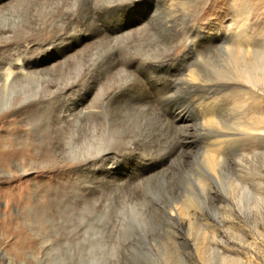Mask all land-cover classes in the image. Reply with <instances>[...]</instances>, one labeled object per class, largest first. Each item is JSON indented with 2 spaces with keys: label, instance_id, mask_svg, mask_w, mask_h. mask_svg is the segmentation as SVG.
<instances>
[{
  "label": "rangeland",
  "instance_id": "rangeland-1",
  "mask_svg": "<svg viewBox=\"0 0 264 264\" xmlns=\"http://www.w3.org/2000/svg\"><path fill=\"white\" fill-rule=\"evenodd\" d=\"M138 1L141 3L138 10L136 9V17L125 19L122 26V22L114 14L109 18L103 17L104 14L98 16L102 32L107 36H115L122 33L125 27L134 24L138 16L148 15L149 20L143 33L120 43L119 49L114 53L119 58L121 55H131L135 58L158 60L170 53L173 57L167 62L144 65L140 69L138 77L144 87H147L145 89L150 101L137 97L125 98L120 101L119 106L118 103L115 105L116 108L114 105L108 108L111 111L109 113L108 110L107 114V121L111 125L109 147L114 151H135L140 156L154 157L169 151L174 142L172 139L175 138L173 134L175 136L176 133L165 124V120L164 123L161 120L168 117V121L174 119V123L170 122L176 126L195 127L200 122L213 120L219 127L222 124L233 126L247 134L238 133L237 136L229 137L235 142L227 144V139L223 137L199 140L213 145L219 143L213 147L197 140L195 144L198 146L193 144L187 153L174 152L170 156V163H167L169 167L167 164L165 166L168 169L164 167L162 170L166 171L160 172V176L157 174L154 179L152 177L138 183L114 184L116 186L110 184L112 187L109 184L86 182L87 185L95 187L94 193L87 199L82 187L86 186L83 182L90 179L83 172L82 159L90 155L91 149L88 145L92 141L91 121L75 123L72 142L65 143L67 133L63 131V137L61 136L58 144L63 148L60 151L58 147L59 151L57 150L59 156L55 157L49 151L57 162L55 169H46L40 173L39 167L32 165L31 170L29 168L26 174L21 175L20 169L12 167V172L20 175L18 181H12L9 160V169L0 171V221L6 214L16 218L22 208L27 213L30 210L25 207L26 196L19 195L21 189L18 184L25 183L29 186L33 206L40 201L33 187L39 181L46 180L44 177L38 178L39 175L57 176L66 187L62 208L55 211V215H47L46 219L38 220L36 234L28 227L25 228V223L20 219L15 220L16 224L9 228V239L4 238L0 227V264H264V141L254 139L261 137L258 132H248L240 128V123L256 122V119H251L259 120L263 117L264 86L259 85L260 83H255L256 86L243 83L241 80L226 84L222 77L224 78V73L230 71L232 66L226 54L214 48L205 49L201 56L194 54L181 30L192 28L201 35L224 37L226 40L235 37L237 41L247 32L254 41H263L264 0H155L154 8V2L143 4L146 0ZM88 2L89 0H28L24 7L0 14V35L3 32L10 33L8 38L0 39V59L11 56L9 59L12 58L19 65V51L38 52L57 37L64 36V33L66 36H75V32L81 31L86 24L85 19H79V10ZM130 14L134 15L133 12ZM166 22L181 30L177 35L180 40L176 44H172L176 33L162 30ZM101 45L99 43L87 47L79 55H74L68 64L49 75L47 84L64 85L75 82L80 80L82 74L102 67L100 63L107 50ZM226 45L229 47V44ZM188 66L211 86L201 88L195 94L187 93L190 96L185 94L174 98L172 94L175 91V82L187 75ZM6 69L7 66H4L2 71L5 72ZM122 74L124 73L112 71L104 75L108 76L106 81L109 85L118 86L123 85L125 76ZM197 97L198 100L202 99L198 108L202 109L201 113L194 109L192 99ZM40 102L39 98H27L14 107L8 103L2 108L0 105V115L4 112L5 121L11 120L25 127L22 126L23 110L33 105L39 108ZM151 106L156 108V115L154 110L153 115L162 114L163 118L154 117L150 113ZM120 107L122 108L118 109ZM189 128L191 130V126ZM25 130L33 138H36L35 134L40 135L41 139L48 135L33 127ZM0 131V135L4 136L3 130ZM39 144H35L30 154L42 149ZM68 149L74 150L73 158L67 154ZM205 149L217 150L213 156L217 155L220 160L217 167L211 166L214 169L212 175L204 172L202 155ZM126 156L125 163L133 166L138 174L143 176L151 170L150 162L135 163L137 158ZM43 167L46 168L45 165ZM15 195L20 197L18 202ZM18 228L24 234L20 239L15 231ZM53 231L58 232L57 235L54 236ZM60 239L67 242L59 243ZM43 242H47L46 248L42 245ZM94 244H98V247Z\"/></svg>",
  "mask_w": 264,
  "mask_h": 264
},
{
  "label": "bare ground",
  "instance_id": "bare-ground-1",
  "mask_svg": "<svg viewBox=\"0 0 264 264\" xmlns=\"http://www.w3.org/2000/svg\"><path fill=\"white\" fill-rule=\"evenodd\" d=\"M154 1L155 0H146L143 4H152ZM173 1L175 2V0ZM183 1H186V0H183ZM155 2L153 3L154 4L153 8L156 6ZM26 3H28V0H0V14L2 13L4 14V12L10 11V10L14 11L18 8L24 7ZM139 3L141 2H139L138 0H123V1L122 0H115V1H108V0H101V1L91 0L90 1L89 0L88 3H85L84 5L81 4L82 10L81 9L79 10L81 14V17L79 19L81 20L85 19L86 24H84L81 31L75 32L74 34L75 36H72V35L66 36L64 33V36H61L60 38L57 37L50 44L48 43V46L46 48H42V49L40 48L38 52L27 53L26 51L24 52L19 51L20 52L18 53L19 58H17L18 59L17 61L19 63L21 62V64L19 65L15 64L11 60L12 58L9 59V57L11 56L9 57L7 56V58L0 59V105H1V108L3 105H6L7 103L10 104L12 107H14L16 104L21 103L27 98H39V100H41L39 108L38 107L36 108L33 105L23 110L24 114L22 117V124H23L22 126H25V127H21V125H17L15 122L11 120L5 121L4 112L3 114L0 115V130H3L4 132V136L0 135V171L2 170L3 172L4 170L6 171L9 169L8 163L10 160L11 161L10 170L12 173L11 174L12 181H18L20 178V175H15L17 173L12 172V167H15V169L16 168L20 169L21 175L26 174L29 171L28 170L29 168L31 170L32 165H37L39 167L40 173H43L44 171H46V169H49V170L55 169L57 162L53 158V156L50 155L51 152L49 154V151H52L55 154V157L56 155L59 156L57 150L60 148V145L58 144L61 141V136H62L61 133L63 131H65L63 133H67L66 134L67 137L65 136L66 137L65 143L66 142L68 143V141L72 142L71 138L73 134V128H74L75 123H78V122L80 123L83 121H91V129H92V134H91L92 141H91V144L88 145L90 146V149H91L89 153L90 155L84 156V158L82 159L83 164L81 163L82 168L84 169L83 172H85V174L87 173L86 175L88 176L90 180L84 181L83 184L88 182V184H97V185H100V184H109V185L110 184L112 185L129 184V183H135V182L138 183L140 181L147 180L152 177L154 179V177L157 174L159 175L160 172L163 173L162 171L164 170L162 169H164L167 163L168 164L170 163L169 160L172 159V157L170 158V156L173 155L174 152H178V154L179 153L184 154L192 146L197 145L195 144L197 143V140L199 141L201 139L202 141H206V139L210 137H217V138L223 137L227 139V141L225 142L227 144V143L235 142L232 140L233 138H229V137H233L234 135L238 133L242 135L247 134L244 131L242 132L241 130L233 126H225L224 124H222L221 125L222 127L221 126L219 127V125H217V123H215L213 120H206L203 123L200 122V124L195 125V127L194 125H190L191 126V130H190L189 128L190 126L188 125L176 126L170 122L172 120L168 121L169 120L168 116H167L168 117L167 118L168 120H167L166 118H163L161 114L160 116L163 118L161 119L163 120L162 122L164 123V120H165L168 123V124L167 123L165 124L168 125L169 128L171 127L172 129H174L176 133L175 136L173 134V137H175L174 139H172V137L170 138L174 140V142L172 141L173 145L169 151L162 153L157 157L156 156L154 157V156H143V155L140 156L139 154L135 153V151L134 152L131 151L128 153H126V151L124 152L123 150H122L123 152H120V150L114 151V149H112L111 146L109 147V144H110L109 141L111 137V133L109 129L111 125L107 121V114L109 110L108 108L112 107L113 105L115 106L117 103L119 106L121 104L120 101H122L125 98L132 99V97L133 98L137 97L142 100L146 99L150 101L148 91H146L145 89L147 87H144V85L142 84L141 80L138 77L140 69L144 65L167 62L169 59L173 57V55L170 53L167 56H163L159 58L158 60H151V59L142 58V57L135 58V56L131 57V55H129L130 57L121 55V57H126V58H121V57L119 58L117 54L114 53L120 43L122 44L123 42L127 40L136 38L141 33H143L142 31L145 29V26L149 20V18H147L148 15H146V17L138 16V18H136V21H134V24H132L130 27L124 26L125 27L124 31L122 33H120V31H117L120 34H117L115 36H107L106 34L102 32V27L98 22V16L100 14H104L102 15L103 17L106 16L109 18L110 16L114 14L115 18L120 19L119 22H122L121 23V26H122L126 22L125 19L134 17L136 15L135 12L138 10ZM131 4H135V7H132L131 10L114 11V9L117 6L131 5ZM158 5L160 4L158 3ZM130 12H133L134 15L133 16H131V14L129 15ZM152 12L153 11H151V13ZM169 23L165 24L162 27V30L163 31H173V33H176V35L173 38L172 44H176L178 42L179 37H177V35H179V33L182 30L186 40L189 41L190 50H192L194 54L197 53L198 56H201L202 52L205 51V49H209V48H212V49L214 48L216 51H222L224 52V54H226L227 59L232 63V66L230 65L231 66L230 71L224 73V78L222 77V80L225 81L226 84L241 80L243 83H249L251 85H255V83H258V84L260 83L259 85L264 86V40L260 42L254 41L252 37L250 36V34H248L247 32L241 36L239 41H237L238 39H235V37H231V39L226 40L224 37L201 35L199 32L193 30L192 28L180 30ZM78 27L80 28L79 25ZM244 31H246V28L242 32L244 33ZM9 34H7L6 32L1 33L0 39L8 38ZM99 43H102L101 46H103L104 49L107 50V53L104 55V57H102L103 61H101L100 63V66H102L104 69V74L106 73L109 74V72H112V71H118L120 73L123 72L124 74L122 75L125 76L123 83L121 82L123 85H118V86H115L112 84L109 85L110 83L108 84L106 81L107 80L106 77L108 76L104 75V79L100 81L99 85L97 86L96 84L92 83L93 79L99 80V76L96 74V70H91V72L82 74L80 80L75 81V82H71V83L64 84V85L56 84L54 82H53L54 84H49V83L47 84V79L52 72L56 71L61 66L68 64L69 63L68 61L74 55L75 56L79 55L87 47H91V46L93 47L94 45L96 46V44H99ZM226 44H229V47H226L227 46ZM41 52L45 53L43 58H40ZM120 53H119V56H120ZM6 55H9V53ZM97 64L95 63V65ZM173 64L174 62L172 63V65ZM228 65H229V62H228ZM4 66H7L6 71L4 70L5 72L2 71V68ZM92 68H97V67H92ZM188 68L189 70L186 71L188 72L187 75L186 76L183 75L182 77H180V79H178L175 82V91L172 94V97L178 98L189 92L195 94V92L201 90V88H204V87L207 88L208 86H211L205 80H203L196 71L191 70L190 66H188ZM161 76L164 77L163 75ZM169 81L170 80H168V82ZM160 92L161 91H159V93ZM198 99L199 97L194 98L192 100H193V103L195 104L194 109L198 113H201L202 109L198 110V108L200 107V104L202 103V99L200 100ZM159 104H162V103H159ZM116 107L117 106H115V108ZM122 107L118 109H121ZM154 107H156V105ZM151 108H152L151 109L152 112L150 111V113H152L153 115L154 114L153 110L155 112L156 108L153 109V106H151ZM262 108L263 107H261V109ZM157 110L159 112L158 108ZM177 110L178 108L176 109V112ZM109 113H111V111ZM112 114L110 115L112 116ZM155 115H156V112H155ZM160 116H154V117L159 118ZM262 116L263 117L259 120L257 118L251 119V120L256 119L254 120L256 122L251 121L250 123H246V122L244 124L240 123V128L248 132H258L261 137H254V139L256 140L262 139L264 141V127H262V125L264 126L263 110H262ZM114 118H116L115 114H114ZM219 123L221 122L219 121ZM236 125L239 127V124H236ZM29 127L36 128V131L39 130L41 132L47 133L48 135H45L46 138L42 137L41 139L40 135L38 136V134H35L36 138H33L34 136H32L29 131L25 130L26 128L28 129ZM37 138H38V141L36 140ZM37 143H40L39 146L42 145L41 146L42 149L35 151L34 154H30V150L34 148L36 146L35 144ZM200 143H203L210 147L219 145V143L215 145L209 142H200ZM17 145H19L20 147ZM61 148H60V151H61ZM67 152H68L67 154L73 158L74 150L68 149ZM216 152L217 150H214V151H211V150L209 151L207 149L204 150V155L202 156L204 157L203 158L204 163H205L204 172L206 174L212 175V172L214 171L213 167H217L216 164L218 161H220L217 155L213 156V153L216 154ZM220 154L221 152L219 153V155ZM126 155L134 159L137 158L135 163L137 161L142 162V163L144 161L150 162V164L152 165L151 170L146 175H143V176L142 174L141 175L138 174V172L133 168V166H128V164L125 163L124 158ZM175 156L176 155H174V157ZM177 157L175 159H177ZM181 160L183 159H180V161ZM173 161L175 162V160ZM133 164L134 163H132V165ZM168 164L167 166L169 167ZM44 165L46 168L43 167ZM54 171H57V170H54ZM43 177L44 179L46 178V180L44 182L39 181L35 185V187H33L35 195L40 200L38 202L35 199L37 201L35 206H33V202L30 199L31 191L29 189V186H26L27 184L25 183L18 184V187L21 189L19 195L26 196L25 207H27L30 210L27 213L22 208L20 210L21 212H19L20 215L17 216L16 218H13L11 215H7V214L4 215V217L0 221V227H1V231H2L4 238L9 239L8 234H9V230H11L9 228L12 227V225L16 224L15 220L20 219L22 222L25 223L23 224L24 226L26 225L25 228L28 227L31 230V232L34 234L35 232H37L35 230V226L37 225L38 220H44L46 219L47 215H53L55 211H57L59 208L60 209L62 208L61 206L63 204V195H64L63 192L66 189L64 185L65 183H63V181H61L59 177L57 176H49V177L40 176V175L38 176V178H42V179ZM139 185H142V184L140 183ZM94 188H95L94 185H87V183L84 188L82 187V192H84V196L87 199L90 198L91 194L94 193L95 191ZM15 197H16L15 200H17L18 202V199L20 197L17 195H15ZM30 211H33L34 213ZM32 217L35 223L32 221L33 220L31 219ZM61 229L63 228L61 227ZM15 231L19 239L21 238L22 235H24L22 234V231L19 228L15 229ZM52 233L55 236L57 235L58 232L53 231ZM60 240L61 241H59V243L67 242L62 239ZM47 242L42 243V245H44L45 248H46L45 244ZM18 244L20 243L17 242V245ZM91 246H93V244H91ZM94 246L98 247V244L97 245L94 244Z\"/></svg>",
  "mask_w": 264,
  "mask_h": 264
},
{
  "label": "snow or ice",
  "instance_id": "snow-or-ice-1",
  "mask_svg": "<svg viewBox=\"0 0 264 264\" xmlns=\"http://www.w3.org/2000/svg\"><path fill=\"white\" fill-rule=\"evenodd\" d=\"M132 7H135V4L117 6L114 9V11L131 10ZM44 55H45V53L41 52L40 53V58H43ZM96 74L99 76V80L93 79L92 83H94V84H96L98 86L100 81H102L104 79V69H103V67L97 68L96 69Z\"/></svg>",
  "mask_w": 264,
  "mask_h": 264
}]
</instances>
